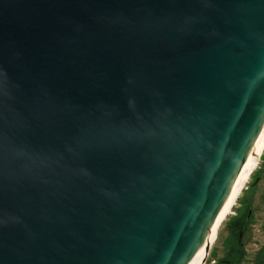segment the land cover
Listing matches in <instances>:
<instances>
[{
  "label": "water",
  "instance_id": "water-1",
  "mask_svg": "<svg viewBox=\"0 0 264 264\" xmlns=\"http://www.w3.org/2000/svg\"><path fill=\"white\" fill-rule=\"evenodd\" d=\"M264 133V0H0V264H191Z\"/></svg>",
  "mask_w": 264,
  "mask_h": 264
},
{
  "label": "rangeland",
  "instance_id": "rangeland-1",
  "mask_svg": "<svg viewBox=\"0 0 264 264\" xmlns=\"http://www.w3.org/2000/svg\"><path fill=\"white\" fill-rule=\"evenodd\" d=\"M249 209L250 220L240 239V247L234 234L240 222L237 225L234 222L245 219ZM229 253H232L231 263H223ZM204 264H264V153L232 212L223 221Z\"/></svg>",
  "mask_w": 264,
  "mask_h": 264
},
{
  "label": "bare ground",
  "instance_id": "bare-ground-1",
  "mask_svg": "<svg viewBox=\"0 0 264 264\" xmlns=\"http://www.w3.org/2000/svg\"><path fill=\"white\" fill-rule=\"evenodd\" d=\"M264 153V133L253 153V156L241 178L237 187L235 188L234 192L232 193L230 199L228 200L227 204L225 205L223 211L221 212L220 216L218 217L216 223L214 224L213 228L211 229L205 243L203 244L200 252L192 261L191 264H204L206 259L209 256L210 248L216 242L218 238V232L221 228L223 221L226 217L232 212L234 205L237 203V200L243 190L246 188V185L253 174V172L257 169L260 164L261 156Z\"/></svg>",
  "mask_w": 264,
  "mask_h": 264
},
{
  "label": "flooded vegetation",
  "instance_id": "flooded-vegetation-1",
  "mask_svg": "<svg viewBox=\"0 0 264 264\" xmlns=\"http://www.w3.org/2000/svg\"><path fill=\"white\" fill-rule=\"evenodd\" d=\"M250 213H251V210L249 209V213L245 219H243L241 221H240V219H236V221L234 222L235 223L234 225H237L240 222V226H239L238 231L236 233H234L236 235V239H237V246L241 247L240 239L243 236L244 231L246 230V228L248 226V222L250 220ZM236 218H238V215H236ZM241 253L243 255V252H241ZM231 254L232 253H229L226 255V258L224 259L223 263H231Z\"/></svg>",
  "mask_w": 264,
  "mask_h": 264
}]
</instances>
